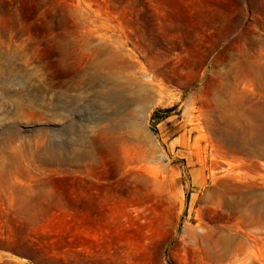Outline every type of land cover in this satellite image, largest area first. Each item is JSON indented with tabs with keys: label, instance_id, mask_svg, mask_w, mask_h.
Wrapping results in <instances>:
<instances>
[{
	"label": "rangeland",
	"instance_id": "374dc122",
	"mask_svg": "<svg viewBox=\"0 0 264 264\" xmlns=\"http://www.w3.org/2000/svg\"><path fill=\"white\" fill-rule=\"evenodd\" d=\"M132 79L140 140L98 94ZM64 214H122L147 264H264V0H0V264Z\"/></svg>",
	"mask_w": 264,
	"mask_h": 264
},
{
	"label": "crops",
	"instance_id": "0c3cea01",
	"mask_svg": "<svg viewBox=\"0 0 264 264\" xmlns=\"http://www.w3.org/2000/svg\"><path fill=\"white\" fill-rule=\"evenodd\" d=\"M64 215L57 224L61 238L57 249L49 250L48 257L35 254L37 264H147L144 253L140 261L137 258L139 241L122 214Z\"/></svg>",
	"mask_w": 264,
	"mask_h": 264
},
{
	"label": "bare ground",
	"instance_id": "6f19581e",
	"mask_svg": "<svg viewBox=\"0 0 264 264\" xmlns=\"http://www.w3.org/2000/svg\"><path fill=\"white\" fill-rule=\"evenodd\" d=\"M105 64L108 65L110 64L111 66V63H108V61L105 58L103 59L96 58L93 62L95 70L101 69V66L103 65L102 67H104ZM114 79L116 78L115 77L111 78V76L106 77L104 74H102V76H100L98 80L104 81L106 83L107 81L110 82L113 81ZM133 79L132 81H128L125 84L126 85L124 86L126 88L125 91L121 90L117 83L114 84L107 83L108 85L104 84L103 87H101V90L98 91V94L100 99L99 101L104 106H113V105L116 106L115 121H114L115 127L130 131L131 137L134 140L137 139L140 140L142 139L143 136H145L146 138L144 121L147 118L152 103L149 102L150 99L149 94L145 93V91L149 89L148 86L146 87L144 85V82L141 80L133 81ZM134 150L137 151L139 160L145 157L143 151L144 149L143 150L140 149L139 144L136 143Z\"/></svg>",
	"mask_w": 264,
	"mask_h": 264
}]
</instances>
